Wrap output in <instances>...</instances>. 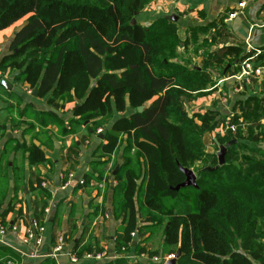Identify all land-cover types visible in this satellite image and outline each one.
<instances>
[{
  "label": "trees",
  "instance_id": "16d2710c",
  "mask_svg": "<svg viewBox=\"0 0 264 264\" xmlns=\"http://www.w3.org/2000/svg\"><path fill=\"white\" fill-rule=\"evenodd\" d=\"M151 1L0 0V31L27 18L0 61V76L12 79L14 86H27L31 92L36 89L39 99L51 94L50 101H77L75 124L92 122L90 129L96 135L102 129L98 134L104 135L100 157L109 159L123 147L113 187V214L122 219L114 242L118 256L125 259L132 250L138 257L155 255L132 240V233L138 236L145 227L138 225L136 209L137 182L143 176V207L157 218L166 215L163 226L155 224L162 230L161 252L176 254L180 250L177 264H264V149L259 146L264 142V99L237 100L229 115L206 110L188 116L184 111L186 102L213 93L214 85L219 86V80L214 82L216 76L238 75L251 54L244 55L237 46H220L203 55L200 69L181 63L180 47L198 43L200 36L209 37L204 43L220 44L225 18L190 29L182 42L173 20L161 18L147 26L136 21ZM262 58L263 54L257 60ZM0 89L14 95L11 89L1 85ZM18 100L23 108L17 109L16 118L12 105L1 113L3 137L7 129L27 131L22 127L29 126L26 116L34 108L20 97ZM139 107L144 110L139 112ZM34 115L37 139L48 126L47 120L63 123L50 112L35 110ZM227 123L236 131L223 132ZM218 129L219 145L236 143L227 150L225 165L206 171L218 165V158L216 153H206L203 136ZM67 134L70 131L63 128V135ZM42 135L46 137L43 145L53 148L48 133ZM16 147L28 155L30 165L47 164L44 152L33 143ZM134 163L140 167L139 176ZM180 167L196 172L198 188L170 189L185 181ZM94 178L87 175L86 185ZM13 191L14 198L0 214V224L5 227L6 217L17 205V188ZM40 192L49 199L42 184ZM77 248L75 245L72 253L78 258L92 252H77ZM19 262L14 250L0 247V264ZM41 264L58 263L49 259Z\"/></svg>",
  "mask_w": 264,
  "mask_h": 264
},
{
  "label": "crops",
  "instance_id": "0c3cea01",
  "mask_svg": "<svg viewBox=\"0 0 264 264\" xmlns=\"http://www.w3.org/2000/svg\"><path fill=\"white\" fill-rule=\"evenodd\" d=\"M231 14H236V17L230 19ZM222 17L225 18L226 24V28L222 29L224 39L220 41V44L215 45L217 46L215 50L217 51L220 46H237L242 49L244 55L251 54V56L256 51H260L259 55L263 54V58L257 60L256 64H264V0H152L136 17V21L147 26L157 19L177 18L175 22L178 26V35L184 42L189 36L190 29L208 26L220 21ZM26 21L27 18L0 31V61L9 53L14 34ZM207 38L209 37L200 36V41ZM190 46L191 44L188 47ZM184 50L182 46L178 50L179 61L187 65L188 61L183 62L181 59V53ZM202 57L201 55V57L193 58L195 64L191 66L200 69ZM6 81L12 85V79ZM218 87V91L213 90L210 96L200 97L192 102L201 101L209 106L212 97L216 95H220L216 100L218 106L228 104L223 99L224 95L234 96L240 101L250 97L264 99V82L258 79L222 77ZM234 88H237L239 92L234 93ZM11 92L24 102L30 103L34 111L50 112L58 116L63 122L61 129L67 128L70 134L64 136L57 126H47L40 131L41 135L38 140L34 138L38 123L26 116V122H32V127L30 125L22 127L23 131L27 130L24 134L7 129L8 131L4 134L5 140L3 135H0L2 137L0 140V214L6 210L10 200L14 198L13 188H17L15 195L17 205L15 210L6 217L7 231L4 236H0V247L14 250L20 257L19 264H41L49 259L56 260L58 264H73L70 255H73L75 245H78L77 252L86 249L92 251L89 254L82 253L81 257H77L78 262L75 264H139V260L133 259L135 255L132 251L124 256L125 259L114 251L116 230L122 219L116 218L113 214V187L117 183L112 177L106 179V175L114 160L118 164L114 174L118 172L122 165L123 147L120 152L113 154L109 159L100 157L98 149L104 135L98 136L92 132L90 129L92 122L79 125L81 127L77 132L74 130V126H78L73 121L76 120L73 109L77 101H50L51 94L43 99L34 98L33 92L27 86L22 85H12ZM236 101L231 105L232 110L226 111V115L232 113ZM7 107V102L0 99V118L1 113H5ZM16 112L17 109H14V118L17 117ZM235 113L239 114V110ZM261 124H264V119ZM17 132L19 136L15 135ZM43 132H47L51 137L53 148L43 145L46 142L45 135H42ZM8 133L12 134L11 138L7 137ZM218 133L219 130L214 134L206 133L203 136L206 153H218L215 147L221 146L215 138ZM15 140L22 141L28 147L32 143L37 146L36 142H38L37 147L44 152L47 164L30 165L28 155L18 150L16 146L9 149V157L11 154L14 155L12 165H9L8 160L5 163L3 161L4 150L9 144L8 141ZM259 146L264 149V143ZM69 173L74 174V179L65 184V176ZM87 175L95 177L88 185H86ZM106 181L110 187L105 186ZM44 182L48 183L46 188L50 193L47 200L40 192V184ZM34 224L44 226V233L42 234V246L34 256H31V246L23 244L22 235L29 226ZM151 224L148 219L145 222L143 219L138 220L139 226ZM60 239L63 241V248L59 254H56L54 248ZM97 248L103 250L98 253H105L102 259L87 257L91 254H98L96 253Z\"/></svg>",
  "mask_w": 264,
  "mask_h": 264
},
{
  "label": "rangeland",
  "instance_id": "374dc122",
  "mask_svg": "<svg viewBox=\"0 0 264 264\" xmlns=\"http://www.w3.org/2000/svg\"><path fill=\"white\" fill-rule=\"evenodd\" d=\"M215 45L216 44L211 43L210 41H208V43L207 42L204 43L202 40L201 41L199 40L198 43L192 44L190 47L185 49L183 53H181L182 54L181 59L183 60V62L184 61H188L190 63V65H194L195 61H193V58L201 57V55L203 56L207 52L215 50L216 49L215 47H217ZM213 73H214L215 76L217 75V71L214 70ZM221 79L222 78H220L219 75H218V76L215 77L214 82L218 81V80L220 81ZM218 88L219 87H218V85L216 83L214 85V87H213V90L214 91L215 90L218 91L217 90ZM5 94H6L5 91L3 89H0V99H1V101L7 102L8 106L12 105L13 107H15V109L23 108V104L19 103V100H18L19 97H17L16 95L9 96V95H7V94L5 95ZM219 97H220V95H216V96L212 97V99H211V101L209 103L210 104L209 106H207L205 104V102H201V101H196L195 103H193L192 101H188V102H186L184 104V111L187 113L188 116H192L195 112H205L206 110H209L208 108H211L212 110H217V111L223 113L224 115H226L227 114L226 111H228V110L231 111L232 109H230V108H231L232 103L234 101L238 100V99H235L234 96H229L228 101L226 102L228 104H224V105L218 106L217 103H216V100ZM18 111L19 110H17V112L15 113L16 116L18 115ZM27 116L31 120L36 122L34 111H29ZM47 122H48L47 123L48 126H52V127L57 126L58 129H60V132L63 133V129H61L60 123H57V122H54V121H49V120H47ZM26 123L32 127V124H31L32 122H26ZM80 127L79 126H74L75 132H77L80 129ZM224 131H225V129H223V132ZM15 135L19 136V133L17 132ZM215 136L218 138L217 134ZM4 140H5V135H4ZM217 143H218V140H217ZM17 144L19 145V144H23V143H22V141H16L15 140V142L9 143L7 145V148H6V150H4V155H3V161H5V163L7 162V160L9 161V149L11 147H13V146H16ZM215 147H217L218 151H219V146H215ZM118 152H120V151H118ZM117 165L118 164H117L116 160H114V162H112V165L109 166V170H108V173L106 175V179H108L109 177H112V178L115 177L116 174H114V170L116 169ZM198 165L200 166L201 164L199 163ZM133 169L135 170L137 176H139L140 167L138 165H136V163H134ZM141 169H143V168L141 167ZM191 170H193V169H191ZM194 173L196 174L195 171H194ZM143 179H144L143 176L138 179V182H140V184H139L140 185L139 186L140 187V191H139V196L136 198L137 220L143 219L144 222H145L148 219V222H151L152 224L151 225H147V226L144 227V230H143V233H142L143 235H141V236L140 235L139 236L136 235V236L133 237L134 239H132V240H136V242H138V248H143V247L146 248V249L148 248L147 250L154 252V254H155L154 256H157L162 261L166 258L165 256L172 255L173 258H174V256H175L174 253H170L169 252L168 254L167 253L164 254L165 252H161V244L163 242L162 230H161V228H159V226H156L155 223H154L155 221H160L159 223H156V224L157 225L159 224V225L163 226L165 224V222H166V215H161V216H159L157 218V216L149 213V211H147L143 207V201H142V197H141V196H143L142 194H143V191H144ZM105 186L106 187L107 186L110 187V185H109V183L107 181L105 182ZM183 206L184 207H182V208L186 209L185 205H183ZM179 212H181V211L179 210ZM145 218H147V219H145ZM132 253H134L133 255H135V256H133V259L137 258L136 251L132 250ZM135 260L137 261L138 259H135ZM139 262H143L145 264H150L151 263V261L142 260V259H140Z\"/></svg>",
  "mask_w": 264,
  "mask_h": 264
},
{
  "label": "built area",
  "instance_id": "2783aa9c",
  "mask_svg": "<svg viewBox=\"0 0 264 264\" xmlns=\"http://www.w3.org/2000/svg\"><path fill=\"white\" fill-rule=\"evenodd\" d=\"M236 17V14H231L229 16L230 19H233ZM261 52L260 51H256V53H254L252 56H250L249 58L245 59L242 64H241V72L236 75V77L238 78H254V79H258L262 82H264V64H256L258 61V57L259 54ZM234 93H238L239 90L237 88H234L233 90ZM229 96L228 95H224L223 99L227 102L228 101ZM232 131L235 132L236 131V127L234 125H231L229 123L226 124L225 127V131ZM102 133V129H99L97 131V135ZM67 177V181H72L74 179V174L73 173H69L67 176H65V178ZM47 182L42 183L43 187H47ZM66 184V183H65ZM48 211V210H46ZM7 228L5 226H3L2 224H0V236H4L6 234ZM44 233V226H41L39 224H34L32 226H29L26 231L23 233L22 235V242L24 245L26 246H31V256H34L35 253L38 252V249L42 246L43 243V238H42V234ZM135 236V233H132V237ZM63 248V241L60 239L55 248H54V252L56 254H59L61 252ZM105 256V253H98L95 255H88L87 257L89 258H93V259H102ZM166 258L162 261L160 258H158L157 256H154L153 258H150L147 255H141V257H137L135 259H142V260H148L154 263H160L162 262L163 264H166L167 261L173 259L172 255L169 256H165ZM70 260L72 261L73 264L78 262V259L76 256L74 255H70ZM10 264H14V263H10Z\"/></svg>",
  "mask_w": 264,
  "mask_h": 264
},
{
  "label": "water",
  "instance_id": "95a60500",
  "mask_svg": "<svg viewBox=\"0 0 264 264\" xmlns=\"http://www.w3.org/2000/svg\"><path fill=\"white\" fill-rule=\"evenodd\" d=\"M173 21H176L177 18H172ZM0 85L3 86L4 88H6L7 90H10L12 88V85H10L4 78H2L0 76ZM57 85V84H56ZM36 92L37 90L35 89L32 93V96L34 98H36ZM184 100V98H183ZM144 110V107H139L138 108V111L139 112H142ZM12 134L11 133H8V138H11ZM236 141L233 140V141H230L228 142L227 144L225 145H222L219 147V151L217 153V158H218V165L211 168V167H207L205 170L206 171H216L218 170L220 167H222L223 165L226 164V153H227V150L231 147V145L235 144ZM37 146H38V142H36ZM14 160V155L11 154L10 157H9V165L11 166L12 165V162ZM180 170L181 172H183V174L185 175V181L179 185H177L176 187H171L170 189L173 190V191H180V189L182 188H186V187H195V188H198V185H197V175L194 173L193 170L191 169H187V168H183V167H180ZM138 184H140V182H138ZM3 210H1L2 212ZM180 254H181V251L178 250V252L175 254L174 258L167 261L166 264H177V260L178 258L180 257Z\"/></svg>",
  "mask_w": 264,
  "mask_h": 264
}]
</instances>
